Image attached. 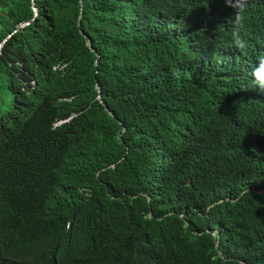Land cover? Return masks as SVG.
Segmentation results:
<instances>
[{"label":"trees","instance_id":"16d2710c","mask_svg":"<svg viewBox=\"0 0 264 264\" xmlns=\"http://www.w3.org/2000/svg\"><path fill=\"white\" fill-rule=\"evenodd\" d=\"M0 47V264H264V0H0Z\"/></svg>","mask_w":264,"mask_h":264},{"label":"clouds","instance_id":"9594fccd","mask_svg":"<svg viewBox=\"0 0 264 264\" xmlns=\"http://www.w3.org/2000/svg\"><path fill=\"white\" fill-rule=\"evenodd\" d=\"M241 20V16H236V21L239 22ZM233 43L238 48H245L247 42L241 37L239 32H233ZM254 75L257 77V81L261 87H264V57H260V65L259 68L255 71Z\"/></svg>","mask_w":264,"mask_h":264},{"label":"water","instance_id":"95a60500","mask_svg":"<svg viewBox=\"0 0 264 264\" xmlns=\"http://www.w3.org/2000/svg\"><path fill=\"white\" fill-rule=\"evenodd\" d=\"M33 10H34V15L36 16L37 15V10L35 9V8H33ZM29 24V22L28 23H24V24H21V25H19L18 27L20 28V27H23V26H27ZM83 36L85 37V35L83 34ZM9 38V37H8ZM0 50H1V47H0ZM99 99H100V97H99Z\"/></svg>","mask_w":264,"mask_h":264}]
</instances>
